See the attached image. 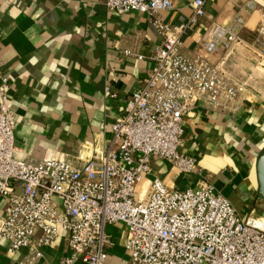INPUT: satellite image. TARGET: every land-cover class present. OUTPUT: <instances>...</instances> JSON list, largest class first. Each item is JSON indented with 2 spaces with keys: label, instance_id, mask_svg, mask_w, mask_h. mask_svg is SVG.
Wrapping results in <instances>:
<instances>
[{
  "label": "built area",
  "instance_id": "built-area-1",
  "mask_svg": "<svg viewBox=\"0 0 264 264\" xmlns=\"http://www.w3.org/2000/svg\"><path fill=\"white\" fill-rule=\"evenodd\" d=\"M176 1L105 0L112 11L146 13L163 41L151 73L112 124L109 146L98 158H16V115L9 104V79L0 73V194L7 198L0 236L9 242L8 253L27 247L26 263L37 264L42 247L63 232L68 248L58 264H110L106 228L122 223L127 229L124 264H264V226L241 216L211 181L173 188L151 177L141 186L152 175L153 157L182 173L202 174L197 159L179 149L183 118L198 103L241 108L240 87L208 55L244 42L245 17L238 12L230 24H212L196 38L206 56H189L181 53L182 37L205 15L209 0H193L188 20L170 25L157 13ZM245 9L258 12L251 47L264 66V9L253 1Z\"/></svg>",
  "mask_w": 264,
  "mask_h": 264
},
{
  "label": "crops",
  "instance_id": "crops-1",
  "mask_svg": "<svg viewBox=\"0 0 264 264\" xmlns=\"http://www.w3.org/2000/svg\"><path fill=\"white\" fill-rule=\"evenodd\" d=\"M192 1L177 0L157 16L170 25L184 23L192 14ZM248 1L264 9V0L207 1L205 15L183 35L181 47L189 56H206L196 38L212 24H230L242 13L244 42L208 55L240 87L241 108L198 103L183 118L179 149L197 159L202 174L182 173L153 157L152 175L141 186L151 177L173 188L198 187L209 180L241 216L261 217L256 218L259 225L264 219V202L258 199H264L259 174L264 156V66L251 47L259 17L256 10L245 9ZM162 41L146 13L112 11L105 0H0V73L9 79V104L16 115V158H98L109 146L112 124L151 73ZM21 190L17 185L16 192ZM252 199L260 215L257 206L249 209ZM6 203L0 194V215ZM106 231L112 246L119 239V247L125 248L124 224H109ZM36 240L34 236L32 242ZM8 245L0 236V264H27L28 248L10 254ZM67 248L62 232L54 244L42 247L37 264H58ZM127 258L113 259V264H124Z\"/></svg>",
  "mask_w": 264,
  "mask_h": 264
},
{
  "label": "rangeland",
  "instance_id": "rangeland-1",
  "mask_svg": "<svg viewBox=\"0 0 264 264\" xmlns=\"http://www.w3.org/2000/svg\"><path fill=\"white\" fill-rule=\"evenodd\" d=\"M182 53V52H181ZM184 54V53H183ZM187 55V54H186ZM263 77H261V79H262ZM264 81V80H263ZM244 86H248L249 87V85H247V84H244ZM21 192H22V190H21ZM21 192H16L17 194H19V193H21ZM258 199L259 200H261V201H263L264 202V199L262 198V197H258ZM251 203V206H248L249 207V209H251V207H258V213L256 214V215H260L261 214V212L259 211V206L256 204V202L252 199L251 201H250ZM237 203H240V204H242V202H237ZM247 203V202H246ZM262 213H264V212H262ZM247 214H249V212H247ZM251 215V214H250ZM244 217H247V216H244ZM251 223H253V224H256L257 223V221H256V218H254V214H253V216H252V218H251V221H250ZM120 246V242H119V239H116V242H114V245L109 249V256H108V262L110 263V264H113V259L114 260H116V261H119V260H121V259H125L126 258V256L128 257V251H127V249L126 248H122V247H119ZM119 259V260H118ZM124 261L125 260H123L122 261V263H124Z\"/></svg>",
  "mask_w": 264,
  "mask_h": 264
},
{
  "label": "water",
  "instance_id": "water-1",
  "mask_svg": "<svg viewBox=\"0 0 264 264\" xmlns=\"http://www.w3.org/2000/svg\"><path fill=\"white\" fill-rule=\"evenodd\" d=\"M259 174H260L261 187L264 189V156L261 158L259 162Z\"/></svg>",
  "mask_w": 264,
  "mask_h": 264
},
{
  "label": "bare ground",
  "instance_id": "bare-ground-1",
  "mask_svg": "<svg viewBox=\"0 0 264 264\" xmlns=\"http://www.w3.org/2000/svg\"><path fill=\"white\" fill-rule=\"evenodd\" d=\"M256 224L258 225V221H257ZM259 225L264 226V219H261V220H260Z\"/></svg>",
  "mask_w": 264,
  "mask_h": 264
}]
</instances>
